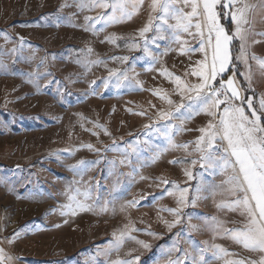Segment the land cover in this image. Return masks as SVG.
Returning <instances> with one entry per match:
<instances>
[{"label": "rangeland", "instance_id": "obj_1", "mask_svg": "<svg viewBox=\"0 0 264 264\" xmlns=\"http://www.w3.org/2000/svg\"><path fill=\"white\" fill-rule=\"evenodd\" d=\"M81 2L87 4L88 0H0V212L2 209L4 224L13 222V229L7 227V234L0 236V248L13 257V264H115L126 260L168 264L177 258L182 264H192L193 257L199 259L200 249H206L203 255L209 264L259 259L260 253L213 230L216 221L225 229L240 228L245 222L239 210L218 207L237 198L224 183L234 174L232 169L205 170L190 163L199 158L195 151L199 129L213 118L200 111L183 123L174 119L172 123L182 130L169 127L171 142L156 131L144 135L145 125L166 123L157 117L174 108L168 99L181 102L175 77L198 82L186 73L204 54H181L179 46L172 44L173 50L159 55L168 47L160 41L159 48L149 42L156 61L144 55L139 30L148 21L151 0H143L130 18L95 24V31L84 30L85 17L111 15V9H81L77 6ZM132 3L138 0H128L129 10ZM244 3L251 6L245 25L249 29L247 64L235 59L241 41L234 39V68L230 66L223 78L235 74L242 98L251 99L260 114L264 70L258 61H264V0H240L237 7ZM217 10H221L219 6ZM232 10L223 9L225 13ZM116 15L119 17L118 12ZM221 23L230 33L235 30L230 15L223 16ZM108 37H113L112 42ZM183 39L189 41L186 47L198 46L187 35ZM133 41L141 47L130 50ZM124 56L129 60L113 59ZM126 69L127 81L122 80L117 88L113 77L105 87L103 81L109 79L110 70ZM249 69L251 88L244 78ZM242 106L250 113L246 103ZM216 146L223 153L219 142ZM121 160L127 162L121 164ZM185 169L193 172V179L185 176ZM162 179L188 189L189 204L183 208L181 223L171 230L165 221L175 217L162 209L176 208L177 203L175 196L164 192L165 187L173 191V186L164 185ZM69 196L88 208L71 214L65 207L71 204L75 208ZM133 200L138 201L136 206L122 210ZM190 224L198 230H192ZM130 228L138 229L129 233L135 240L125 237L117 247L116 238ZM18 231L19 238H14ZM213 245L228 255L220 253L217 259ZM179 249L189 255L185 257Z\"/></svg>", "mask_w": 264, "mask_h": 264}, {"label": "snow or ice", "instance_id": "obj_2", "mask_svg": "<svg viewBox=\"0 0 264 264\" xmlns=\"http://www.w3.org/2000/svg\"><path fill=\"white\" fill-rule=\"evenodd\" d=\"M142 3L143 0L132 3L131 10H129L128 0H88L87 4L81 2L77 6L81 9L86 6L111 9V15L106 13L95 18L85 17L87 23L84 30L95 31L94 25L100 24L102 21L110 23L117 19L130 18L137 11L138 5ZM238 3L240 0H151L149 7L151 13H156V15L153 16L150 13L147 23L139 30V35L143 39L142 51L144 55L149 57L151 61H156L157 54L150 49L149 42L159 48V42L164 41L168 47L159 55H166L168 51L173 50L171 45L176 44L179 46L181 54L199 51L204 56L203 59L196 62L190 72L186 73V75L196 77L198 82H185L180 77H175L176 91L180 95L181 102L175 104L174 101L168 99V104L174 105V108L160 112L157 117L159 120H165L166 123L159 127H155L153 124L145 125L144 135L147 136L150 132L156 131L167 136L171 142L172 136L168 133L169 127L175 128L177 131L182 130L172 123L174 119L181 120L183 123L184 119H190L193 113L198 114L200 111L213 118L206 127L199 129L201 135L195 141V151L199 153V158L190 163L192 166L199 164L200 168L205 170L231 168L234 174L224 183L230 186V193L237 198L230 203L218 205V207H227L234 211L239 210L240 214L245 217L243 226L235 229H225L222 222L216 221V218L213 217V221H216L213 230L223 231L237 244L242 245L244 249L260 253L259 259L232 260L228 264H264V123H262L264 121V99L260 100L261 111L260 114H257L252 100L242 98L241 86L236 81L235 74L227 79L223 78V74L229 70L230 66L234 68L231 52L234 39L241 41L240 55L235 59H243L247 64L245 43L249 29L245 28V25L249 23L247 12L251 6L244 3L237 7ZM218 6L220 11L217 10ZM223 9L234 10L225 13ZM117 12L119 17L116 15ZM226 15H230L235 24V30L231 33L221 23V18ZM149 32L152 33L151 37L146 35ZM185 35L191 37L192 40H197L198 46L195 48L186 47L189 41L183 39ZM108 40L112 42L113 37H108ZM22 41L23 38H21ZM140 47L141 45L135 41L129 45L130 50ZM12 51L15 52L17 49ZM113 59L126 62L129 57H113ZM252 59L257 58L253 56ZM94 63H103V61ZM258 63L261 70H264V61H258ZM163 75L171 77L172 74L164 72ZM113 77L115 78L114 86L118 88L121 86L122 80L127 81L129 79L128 70L119 72L110 70L109 79L103 81L105 87L109 86ZM218 77H220L219 80H217ZM244 78L251 88L250 69ZM154 94L159 95L160 93ZM161 98L167 99L166 96ZM185 98L187 103L184 102ZM236 101H240V105ZM244 103L251 110L250 113L245 112V108L242 106ZM140 114L143 115V113ZM217 142L222 146L223 153L216 146ZM88 147L91 148V145ZM176 147L187 148V145H176ZM132 151L138 154L139 150L133 147ZM155 158H158V154ZM126 162V160L120 161L121 164ZM170 163H180V161H170ZM184 174L189 180L193 179L192 171L185 169ZM161 183L172 185L173 191H169L165 187L164 192L176 198V208L162 209V211H168L175 217L172 222L165 221L166 226L171 230L181 223L183 208L189 204L188 189L180 188L175 182L166 179H162ZM199 191L200 186L197 185L196 192ZM69 200L75 203V208L71 204L65 207H68L73 215L76 214V209L85 210L88 208L86 204L75 201L74 197L69 196ZM137 203L138 201L135 200L129 201L127 205L122 206V210L124 207H134ZM191 203L194 204L195 199ZM189 219L191 218L189 217ZM189 227L192 230H198L196 225L190 224ZM131 231H138V229L130 228L126 232H121L116 238L117 247L125 237L135 240V237L129 234ZM20 234L19 231L16 232L14 238H19ZM148 234L155 235L151 232ZM8 242L12 243L13 240L9 239ZM136 242L148 247L143 241ZM212 249H214L213 256L217 259L221 258L220 253L228 255L226 250L219 245H213ZM179 251H184L185 257L189 255L184 249H179ZM199 251V259L193 257L192 264H209L203 255L206 249ZM0 264H13V257L8 255L3 248H0ZM115 264H132V261H117ZM168 264H182V261L177 258L169 260Z\"/></svg>", "mask_w": 264, "mask_h": 264}, {"label": "built area", "instance_id": "obj_3", "mask_svg": "<svg viewBox=\"0 0 264 264\" xmlns=\"http://www.w3.org/2000/svg\"><path fill=\"white\" fill-rule=\"evenodd\" d=\"M3 218H4V213H3V210L1 209V212H0V236H5L6 234V231H8V228L9 227L11 229H13V222L12 221H7L6 224H4V221H3ZM6 225V227H5Z\"/></svg>", "mask_w": 264, "mask_h": 264}, {"label": "trees", "instance_id": "obj_4", "mask_svg": "<svg viewBox=\"0 0 264 264\" xmlns=\"http://www.w3.org/2000/svg\"><path fill=\"white\" fill-rule=\"evenodd\" d=\"M230 25H231V23H229V24H226V27L229 29L230 28ZM239 80L241 81V79L239 78ZM242 84L244 85V83L242 82ZM262 123H264V121H262Z\"/></svg>", "mask_w": 264, "mask_h": 264}, {"label": "crops", "instance_id": "obj_5", "mask_svg": "<svg viewBox=\"0 0 264 264\" xmlns=\"http://www.w3.org/2000/svg\"><path fill=\"white\" fill-rule=\"evenodd\" d=\"M6 234H7V231H6Z\"/></svg>", "mask_w": 264, "mask_h": 264}]
</instances>
